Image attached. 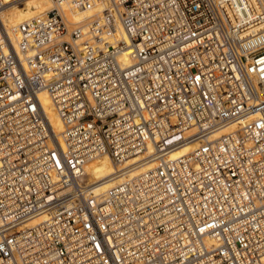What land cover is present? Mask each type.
Instances as JSON below:
<instances>
[{
	"label": "built area",
	"instance_id": "2783aa9c",
	"mask_svg": "<svg viewBox=\"0 0 264 264\" xmlns=\"http://www.w3.org/2000/svg\"><path fill=\"white\" fill-rule=\"evenodd\" d=\"M73 4L0 25V264H264V0ZM150 147L96 196L90 160Z\"/></svg>",
	"mask_w": 264,
	"mask_h": 264
},
{
	"label": "bare ground",
	"instance_id": "6f19581e",
	"mask_svg": "<svg viewBox=\"0 0 264 264\" xmlns=\"http://www.w3.org/2000/svg\"><path fill=\"white\" fill-rule=\"evenodd\" d=\"M17 1L8 2L6 0H0V25L4 31L3 37L12 41L14 44H16L17 30L20 24L34 17L45 15L54 9H58L70 22H77L89 18L93 13L92 11L77 12L74 8L73 0H51V6L49 8L48 1L46 0H27L23 8H17V5H15ZM124 60L125 64L129 63L127 58H124ZM39 98L48 122L53 132L57 135L60 144L63 146L61 136L64 132V125L55 109L54 103L47 92H41ZM242 123H245V121L231 124L219 130L213 138H220L224 134L237 129L240 126L239 124ZM194 133L195 130L191 129L186 132V136H191ZM199 144L200 142L196 138L192 139L174 149L170 157L177 159L191 154L198 148ZM155 167L156 157L152 147H150L145 154L131 158L120 166H115L106 155L96 157L86 164V172L89 186H92L91 188L94 189L96 196L103 197L107 191L121 183L125 176L129 175L135 178L153 170ZM43 221L44 217H41L35 220L33 224H38Z\"/></svg>",
	"mask_w": 264,
	"mask_h": 264
},
{
	"label": "rangeland",
	"instance_id": "374dc122",
	"mask_svg": "<svg viewBox=\"0 0 264 264\" xmlns=\"http://www.w3.org/2000/svg\"><path fill=\"white\" fill-rule=\"evenodd\" d=\"M6 1L14 2V1H17V0H6ZM25 1H27V0H19V1L16 2L17 4H15V5H17V8H23L25 6L24 5ZM46 1H48V4H49L48 8H49V6H51V0H46Z\"/></svg>",
	"mask_w": 264,
	"mask_h": 264
}]
</instances>
